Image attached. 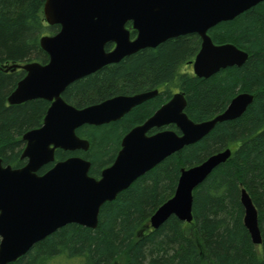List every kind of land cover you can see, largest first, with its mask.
<instances>
[{
  "label": "trees",
  "instance_id": "obj_1",
  "mask_svg": "<svg viewBox=\"0 0 264 264\" xmlns=\"http://www.w3.org/2000/svg\"><path fill=\"white\" fill-rule=\"evenodd\" d=\"M44 2L0 0V159L4 166L13 168L24 166L20 158L22 136L41 127L49 103L37 99L8 105L7 98L25 73L4 69L48 62L39 41L57 33L59 27L44 21ZM207 34L214 45L231 44L247 53L245 63L208 79L183 72L200 49L199 37L191 34L141 50L68 86L62 98L75 108L118 94L161 91L117 123L80 127L76 134L88 141V150H58L55 161L72 156L86 159L90 162L89 176L97 178L113 163L121 137L176 92L184 95V112L194 123L221 114L240 93L253 96L246 112L236 120L217 124L201 141L168 157L105 203L95 229L66 225L9 264H264V1L231 21L217 24ZM135 35L130 29V38ZM112 48V44L105 46L106 51ZM169 129L177 132L173 126ZM226 149L231 151L230 158L193 192L192 222L170 217L157 230L152 229L149 219L172 197L180 170ZM52 166L43 167L39 174ZM241 189L257 209L262 238L258 246L252 244L243 224Z\"/></svg>",
  "mask_w": 264,
  "mask_h": 264
},
{
  "label": "water",
  "instance_id": "obj_2",
  "mask_svg": "<svg viewBox=\"0 0 264 264\" xmlns=\"http://www.w3.org/2000/svg\"><path fill=\"white\" fill-rule=\"evenodd\" d=\"M264 0H45L43 17L48 26H58L53 35L41 37L40 48L48 56L37 62L11 65L5 72L22 70L24 77L7 98L10 106L32 100L50 103L41 127L22 136L24 166H4L0 159V264L23 257L36 243L60 228L75 224L95 229L100 208L113 201L138 178L183 148L206 137L217 124L240 118L253 101L248 93L236 95L225 110L211 120L194 123L184 110L186 100L175 93L144 123L121 140L113 163L99 179L89 176L90 162L72 156L54 163L55 150L86 152L87 140L76 134L82 126H102L119 120L132 108L157 94V90L133 96H117L83 108L62 99L72 83L105 66L117 64L144 49L195 34L200 49L191 63L193 75L208 79L219 71L242 66L247 53L231 44L214 45L207 32L231 21ZM130 23L136 35L130 38ZM112 44L110 51L105 46ZM174 126L177 132L153 129ZM231 151L215 153L200 164L182 168L170 199L150 217L157 230L170 217L192 222L193 192L210 173L224 164ZM53 166L43 174L39 171ZM243 224L252 244L262 242L258 213L245 189L240 191Z\"/></svg>",
  "mask_w": 264,
  "mask_h": 264
},
{
  "label": "flooded vegetation",
  "instance_id": "obj_3",
  "mask_svg": "<svg viewBox=\"0 0 264 264\" xmlns=\"http://www.w3.org/2000/svg\"><path fill=\"white\" fill-rule=\"evenodd\" d=\"M157 91H158V94H159V92H160L161 90L158 89ZM143 92H148V91H143ZM143 92H140V93H143ZM63 93H64V92H63ZM140 93H129V94H122V95H121V94H118V95H115V96H113V97H109V98H107V99H111V98H114V97H117V96H133V95L140 94ZM176 93H177V92H176ZM158 94H157V95H158ZM157 95H156V96H157ZM61 96H63V94H62ZM156 96H155V97H156ZM155 97H154V98H155ZM62 99H63V98H62ZM107 99H105V100H107ZM150 100H151V99H150ZM103 101H104V100H102V101H100V102H103ZM148 101H149V100H148ZM100 102H98V103H100ZM48 103H49V102H48ZM144 103H145V102H144ZM166 103H167V102H166ZM95 104H97V103H95ZM142 104H143V103H142ZM164 104H165V103H164ZM140 105H141V104H140ZM140 105H138V106H140ZM49 106H50V103H49ZM88 106H89V105H88ZM138 106H135L134 108H136V107H138ZM161 106H162V105H161ZM161 106H160V107H161ZM160 107H159V108H160ZM48 108H49V107H48ZM134 108H132L130 111H132ZM159 108H158V109H159ZM158 109H157V110H158ZM157 110H156V111H157ZM130 111H129L128 113H130ZM154 112H155V111H154ZM154 112H153V113H154ZM128 113H127V114H128ZM153 113H152V115H153ZM127 114H125L123 117H121V118H120L119 120H117V121H114V122H111V123H109V124L102 125V126H107V125H110V124L117 123V122H119L120 120H122ZM152 115H151V116H152ZM145 121H146V120H145ZM145 121H144V122H145ZM144 122H143V123H144ZM140 125H141V124H140ZM137 126H139V125H137ZM92 127H95V126H92ZM97 127H99V126H97ZM135 127H136V126H135ZM169 127H171V126H168V127H165V128H161V129H153V130H151V131L148 133V135H152V134H154V133H156V132H158V131H161V130L169 129ZM173 127H174V126H173ZM133 128H134V127H133ZM133 128H131V129H133ZM131 129H130V130H131ZM130 130H129V131H130ZM169 130H170V129H169ZM129 131H128V132H129ZM128 132H127V133H128ZM127 133H125V134L121 137V139H120V141H119V147H118L119 149H118V151L120 150V143H121V140H122V138H123ZM85 140H86V139H85ZM57 151H58V150H55L54 155H55V153H56ZM118 151H117V153H118ZM77 152H82V151H77ZM117 153H116V154H117ZM116 154H115V157H116ZM114 159H115V158H114ZM55 162H56V161H55ZM50 165H51V164H50ZM52 165H53V164H52ZM100 174H101V172H100ZM100 174H99V176H98L97 178H95V179H99V178H100Z\"/></svg>",
  "mask_w": 264,
  "mask_h": 264
},
{
  "label": "rangeland",
  "instance_id": "obj_4",
  "mask_svg": "<svg viewBox=\"0 0 264 264\" xmlns=\"http://www.w3.org/2000/svg\"><path fill=\"white\" fill-rule=\"evenodd\" d=\"M183 72H186V73H191L192 74V69H191V66H184L182 69H181ZM90 134H92L90 132ZM117 153V150L116 152H114V155Z\"/></svg>",
  "mask_w": 264,
  "mask_h": 264
},
{
  "label": "bare ground",
  "instance_id": "obj_5",
  "mask_svg": "<svg viewBox=\"0 0 264 264\" xmlns=\"http://www.w3.org/2000/svg\"><path fill=\"white\" fill-rule=\"evenodd\" d=\"M257 210V209H256Z\"/></svg>",
  "mask_w": 264,
  "mask_h": 264
}]
</instances>
